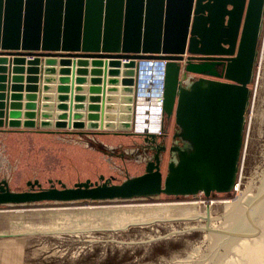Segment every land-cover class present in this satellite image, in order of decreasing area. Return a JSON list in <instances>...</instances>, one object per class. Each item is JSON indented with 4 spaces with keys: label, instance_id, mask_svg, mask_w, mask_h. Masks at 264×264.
I'll return each instance as SVG.
<instances>
[{
    "label": "water",
    "instance_id": "water-1",
    "mask_svg": "<svg viewBox=\"0 0 264 264\" xmlns=\"http://www.w3.org/2000/svg\"><path fill=\"white\" fill-rule=\"evenodd\" d=\"M263 34L264 0H0V133L156 142L138 128L149 122L139 76L158 60L163 116L186 143L166 174L157 150L121 183L13 191L3 179L0 206L233 192ZM0 264H264V56L237 201L211 215L196 204L0 213Z\"/></svg>",
    "mask_w": 264,
    "mask_h": 264
},
{
    "label": "rangeland",
    "instance_id": "rangeland-1",
    "mask_svg": "<svg viewBox=\"0 0 264 264\" xmlns=\"http://www.w3.org/2000/svg\"><path fill=\"white\" fill-rule=\"evenodd\" d=\"M259 52L255 78L258 83L264 56V34L259 45ZM151 101L153 109L156 99L152 97ZM173 121L167 125L169 138L178 128L174 119ZM160 122L157 126L158 129ZM167 143L170 144V140H167ZM143 145V137L116 134L115 131L103 133L58 132V134L5 133L0 136V181L6 179L13 191L30 190L27 186L28 182L36 179L39 180L43 188H50L51 180L59 188L61 185L58 181H62L68 187H73L76 183L86 180L99 181L102 176L113 178L115 183H121L127 177L145 173L147 159L151 156V152L144 153L141 149ZM169 161V153H165L162 157L164 174L167 172ZM239 194L240 191L237 194H231V196L227 193H215L210 197H206L204 193L196 196L178 197L161 194L154 198L124 202H43L27 206H0V213L62 212L196 204L199 215H211L219 213L221 202H235L238 200Z\"/></svg>",
    "mask_w": 264,
    "mask_h": 264
},
{
    "label": "flooded vegetation",
    "instance_id": "flooded-vegetation-1",
    "mask_svg": "<svg viewBox=\"0 0 264 264\" xmlns=\"http://www.w3.org/2000/svg\"><path fill=\"white\" fill-rule=\"evenodd\" d=\"M260 42H261V39H260ZM259 54H260V52H259ZM258 61H259V56H258L257 62L255 63L253 80L249 85V87L251 89V102H250V106L248 108V111L246 113V126H245V131H244V142H243V149H242V154H241L239 175H238V179H237V183L239 184V186L237 189H234L233 192L228 194L230 196L233 193L237 194V192L240 191V187H241L243 169H244V164H245V158H246V153H247V147H248V142H249V136H250V131H251L254 107H255L258 84H259L258 81L257 82L255 81L256 80L255 78H256ZM220 80H224V79H220ZM252 84H253V87L251 88ZM162 121L163 122H162L160 130L158 132L160 136H158V138L156 139V142H152L151 139H149V141H146L145 137L142 136L143 140H144V145L141 149H143L144 153L151 152V156L149 157V159H147V163L150 160H154L156 153H158L157 150H161V152H160L161 157H163V155L165 153H169L170 161H172L173 159H175L176 154H177L176 148H178V147L183 148L186 146V143L180 137H178V136L175 137L176 133L178 131H180L179 127L174 130L173 136L171 138H169L170 134H169L167 125L174 122L173 118L168 119L166 116H163ZM133 137H140V136L135 135ZM167 140H170V144L167 143ZM163 147H165V149H163ZM172 148H174L173 152H172Z\"/></svg>",
    "mask_w": 264,
    "mask_h": 264
},
{
    "label": "built area",
    "instance_id": "built-area-1",
    "mask_svg": "<svg viewBox=\"0 0 264 264\" xmlns=\"http://www.w3.org/2000/svg\"><path fill=\"white\" fill-rule=\"evenodd\" d=\"M165 66L166 61H158V60H147L141 62V70H140V80H139V107L143 108V111L145 113V118L155 121L156 119H159L160 127L162 124V116L163 115V109H162V94H163V85H164V79H165ZM147 74H149V77H147ZM153 75H157V78L160 80V87L157 90H154L153 85ZM147 79V81L145 80ZM143 81V82H142ZM142 83V84H141ZM156 91L160 94V100L157 104L154 105L153 109L151 107V99L152 97H156ZM154 94V95H153ZM157 106L159 107L157 110ZM141 108V109H142ZM152 113V116H151ZM158 121V122H159ZM157 130L159 132L160 130ZM239 186L238 183L235 184V188L237 189Z\"/></svg>",
    "mask_w": 264,
    "mask_h": 264
},
{
    "label": "crops",
    "instance_id": "crops-1",
    "mask_svg": "<svg viewBox=\"0 0 264 264\" xmlns=\"http://www.w3.org/2000/svg\"><path fill=\"white\" fill-rule=\"evenodd\" d=\"M157 91H156V95H157ZM155 99L157 98V96L156 97H154ZM151 116H152V113H151ZM149 120V119H148ZM156 121V120H155ZM155 121H151L153 124L155 123ZM157 126L158 125H154L153 127H150V128H152V129H157ZM8 133H13V134H34V133H36V134H39V133H41V132H38V131H36V130H25V131H21V132H8ZM42 133H44V134H58V132H55V133H45V132H42ZM5 133H0V136L1 135H4Z\"/></svg>",
    "mask_w": 264,
    "mask_h": 264
},
{
    "label": "bare ground",
    "instance_id": "bare-ground-1",
    "mask_svg": "<svg viewBox=\"0 0 264 264\" xmlns=\"http://www.w3.org/2000/svg\"><path fill=\"white\" fill-rule=\"evenodd\" d=\"M142 84V83H141ZM158 92V91H157ZM159 93V92H158ZM157 93V98H156V100H158V102H159V94ZM142 108V107H141ZM158 108L159 107H157V110H158ZM142 110H143V108H142ZM159 121V119H156V121H155V123L153 124L152 122H151V120H150V122H147V123H141V122H139V126H138V128L140 129V130H143L144 128H147V129H149L150 131H157L158 130V128L157 129H152V128H150V127H153L154 125H158V122ZM141 123V124H140Z\"/></svg>",
    "mask_w": 264,
    "mask_h": 264
},
{
    "label": "clouds",
    "instance_id": "clouds-1",
    "mask_svg": "<svg viewBox=\"0 0 264 264\" xmlns=\"http://www.w3.org/2000/svg\"><path fill=\"white\" fill-rule=\"evenodd\" d=\"M156 76V77H155ZM154 76V78H153V85H152V87H153V89L154 90H157L159 87H160V85H161V83H160V80L157 78V75H155ZM147 77H149V74H147ZM146 81H147V79H145ZM159 94V93H158ZM158 96H160V94L158 95ZM161 97V96H160ZM159 100H160V98H159ZM158 103V100H156V102H155V104H157ZM158 107V106H157ZM162 117H163V115H161ZM152 121V120H151Z\"/></svg>",
    "mask_w": 264,
    "mask_h": 264
},
{
    "label": "trees",
    "instance_id": "trees-1",
    "mask_svg": "<svg viewBox=\"0 0 264 264\" xmlns=\"http://www.w3.org/2000/svg\"><path fill=\"white\" fill-rule=\"evenodd\" d=\"M83 202H86V201H83Z\"/></svg>",
    "mask_w": 264,
    "mask_h": 264
}]
</instances>
